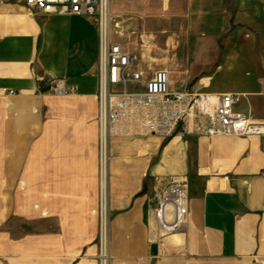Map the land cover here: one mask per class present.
Returning <instances> with one entry per match:
<instances>
[{
	"label": "crops",
	"instance_id": "crops-1",
	"mask_svg": "<svg viewBox=\"0 0 264 264\" xmlns=\"http://www.w3.org/2000/svg\"><path fill=\"white\" fill-rule=\"evenodd\" d=\"M114 39L169 89L241 96L264 120V0H110ZM98 33L93 18L0 1V264H98ZM64 82L66 95L49 94ZM110 139L109 264H256L264 152L256 137ZM189 181L188 223L156 242L151 208ZM156 245V253L151 247Z\"/></svg>",
	"mask_w": 264,
	"mask_h": 264
},
{
	"label": "built area",
	"instance_id": "built-area-1",
	"mask_svg": "<svg viewBox=\"0 0 264 264\" xmlns=\"http://www.w3.org/2000/svg\"><path fill=\"white\" fill-rule=\"evenodd\" d=\"M24 4L30 12L89 17L97 25L98 199L95 213L99 264L102 235L106 244L107 232L109 235V143L117 129L122 128L127 136L256 137L264 152V120L254 121L237 110L241 96L170 91L167 72L159 70L145 75L138 71L139 57L122 50L114 39L119 24L111 14L110 0H24ZM48 93L66 95L64 82L53 81ZM188 206V179L168 178L150 210L149 225L157 243L184 230L188 223ZM109 259L108 256V262ZM256 264H264V258Z\"/></svg>",
	"mask_w": 264,
	"mask_h": 264
},
{
	"label": "bare ground",
	"instance_id": "bare-ground-1",
	"mask_svg": "<svg viewBox=\"0 0 264 264\" xmlns=\"http://www.w3.org/2000/svg\"><path fill=\"white\" fill-rule=\"evenodd\" d=\"M106 240L104 239L102 235V242H101V264H107L108 263V256H107V248H106Z\"/></svg>",
	"mask_w": 264,
	"mask_h": 264
},
{
	"label": "rangeland",
	"instance_id": "rangeland-1",
	"mask_svg": "<svg viewBox=\"0 0 264 264\" xmlns=\"http://www.w3.org/2000/svg\"><path fill=\"white\" fill-rule=\"evenodd\" d=\"M109 222H110V213L108 214V225H109ZM99 245H100V242H99V236L97 234V250H98V254H99ZM107 255L109 256L110 258V255H109V235H108V232H107ZM98 261V259H97ZM99 264V261L97 262ZM110 263V259H109V262L108 264Z\"/></svg>",
	"mask_w": 264,
	"mask_h": 264
},
{
	"label": "water",
	"instance_id": "water-1",
	"mask_svg": "<svg viewBox=\"0 0 264 264\" xmlns=\"http://www.w3.org/2000/svg\"><path fill=\"white\" fill-rule=\"evenodd\" d=\"M156 250H157L156 245H153V246L151 247V251H152L153 253H156Z\"/></svg>",
	"mask_w": 264,
	"mask_h": 264
}]
</instances>
